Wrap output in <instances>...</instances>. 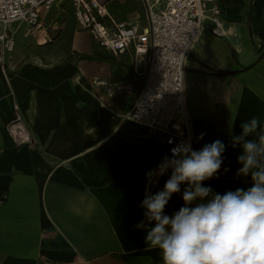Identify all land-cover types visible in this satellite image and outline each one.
<instances>
[{"label":"crops","instance_id":"0c3cea01","mask_svg":"<svg viewBox=\"0 0 264 264\" xmlns=\"http://www.w3.org/2000/svg\"><path fill=\"white\" fill-rule=\"evenodd\" d=\"M100 1L119 19L144 23L141 0ZM68 3L72 14L59 36L45 21L54 9L42 13L47 35L12 24L16 45L0 63V264H162L135 227L144 219L146 173L170 156L161 134L126 116L144 61L100 46ZM217 3L224 33L205 21L185 62V91L192 148L217 139L226 145L219 179L204 182L223 194L248 186L236 176L241 149L231 136L252 117L264 122V0ZM27 35L43 45H25ZM92 64L103 74L91 73ZM18 111L22 119L11 127ZM182 205L175 194L165 211Z\"/></svg>","mask_w":264,"mask_h":264},{"label":"clouds","instance_id":"9594fccd","mask_svg":"<svg viewBox=\"0 0 264 264\" xmlns=\"http://www.w3.org/2000/svg\"><path fill=\"white\" fill-rule=\"evenodd\" d=\"M240 127L231 144L241 149L236 176L246 188L221 194L205 185L219 179L224 164L226 145L219 139L199 150L182 142L146 173L144 219L135 227L145 231L146 245L162 264H264V122L252 117ZM165 175L163 188L153 193L151 187ZM175 194L183 205L167 214Z\"/></svg>","mask_w":264,"mask_h":264},{"label":"built area","instance_id":"2783aa9c","mask_svg":"<svg viewBox=\"0 0 264 264\" xmlns=\"http://www.w3.org/2000/svg\"><path fill=\"white\" fill-rule=\"evenodd\" d=\"M141 1L143 24L119 19L100 0H0V22L4 25L0 63H5V52L13 51L16 45L12 24L23 26L27 34L47 35L42 13L58 3L71 2L78 25L100 46L114 55L132 50L135 60L144 61L143 85L126 116L150 132L161 134L171 155V149L182 142L190 141L193 147L186 111L185 62L206 20L213 24V33H224L221 8L217 0ZM95 85L108 84L98 80ZM21 119L18 111L11 127Z\"/></svg>","mask_w":264,"mask_h":264},{"label":"rangeland","instance_id":"374dc122","mask_svg":"<svg viewBox=\"0 0 264 264\" xmlns=\"http://www.w3.org/2000/svg\"><path fill=\"white\" fill-rule=\"evenodd\" d=\"M121 3H124V0H119ZM51 9H54L52 10V13L51 11L49 13L46 14V25L47 27L52 25L51 27H48L49 30L51 29L52 30V34L54 33H58V36L61 34V31L63 30V27H64V23L66 22V19L67 18H70L71 16V12H72V7L70 5V3L68 2H62V3H59L58 5L56 6H52L50 9H47V10H51ZM46 10V11H47ZM55 12V13H54ZM52 28H56L55 30L57 31H53ZM23 29L21 28L20 31L18 32V34L20 35L22 33ZM29 35H27V37L23 38L24 40V44L27 45V46H33V47H37V46H42L37 40L36 37H28ZM105 67L103 65H97V64H92L91 65V68H90V71L91 73L93 72H96L97 70H99L97 73L98 74H103V69Z\"/></svg>","mask_w":264,"mask_h":264},{"label":"trees","instance_id":"16d2710c","mask_svg":"<svg viewBox=\"0 0 264 264\" xmlns=\"http://www.w3.org/2000/svg\"><path fill=\"white\" fill-rule=\"evenodd\" d=\"M223 74H227L228 72H222Z\"/></svg>","mask_w":264,"mask_h":264}]
</instances>
